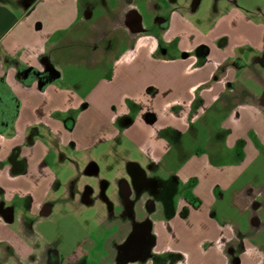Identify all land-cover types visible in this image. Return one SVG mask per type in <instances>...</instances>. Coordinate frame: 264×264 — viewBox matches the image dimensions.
<instances>
[{
    "label": "crops",
    "instance_id": "0c3cea01",
    "mask_svg": "<svg viewBox=\"0 0 264 264\" xmlns=\"http://www.w3.org/2000/svg\"><path fill=\"white\" fill-rule=\"evenodd\" d=\"M204 1L201 17V0L190 8L177 0H0V92L16 105L0 132V162L33 129L52 130L57 112L91 111L105 123L101 139L125 140L146 167L134 165L149 184L135 198L123 187L127 218L119 221L126 234L150 224L148 255L121 264H264V183L241 182L264 155V105L249 72L264 49V0ZM167 167L174 191L163 202L151 182ZM22 177L0 167V190L31 196L15 186ZM10 226L0 216V255L3 245L18 254L25 238ZM108 250L107 264H116L120 249ZM87 252L75 248L59 264Z\"/></svg>",
    "mask_w": 264,
    "mask_h": 264
},
{
    "label": "rangeland",
    "instance_id": "374dc122",
    "mask_svg": "<svg viewBox=\"0 0 264 264\" xmlns=\"http://www.w3.org/2000/svg\"><path fill=\"white\" fill-rule=\"evenodd\" d=\"M177 1L190 8L196 0ZM166 3L172 5L171 0H164V4ZM205 4L206 1L201 0L196 11L201 17L207 14ZM97 8L95 16L101 12L98 4ZM253 15L262 20V15ZM145 19L148 21L149 16L146 15ZM148 27V32L158 39L161 31L153 24ZM199 52L200 49L196 51ZM249 72L254 75L253 82L257 83V86L252 83V89L259 95L261 89H264V49L250 62ZM81 77L90 81L96 75L93 72H83ZM246 78L248 77H243L244 80ZM51 101L52 105L59 104L55 98H51ZM93 118L92 112L86 109L74 108L57 112L49 122L52 130L33 129L28 134V139L26 135L22 144L17 142L19 144L0 162V167L12 171L14 177L23 176L15 186L24 193L30 191L32 196H18L17 192L8 194L5 190H0V216L11 224L12 230H17L20 234L24 232L25 235L24 239L21 237L18 254L9 252L8 245L2 246V264H11L15 260L17 264H59L62 259L74 255L72 253L75 248L81 252L90 251L82 255L75 253L73 262L76 264H107L108 256L112 255L108 249L118 248L114 247L116 234H124L118 230L121 225L119 220L127 218L121 214L122 207H127L126 197L121 193V184L134 189L137 176V167L134 165H142L143 169L146 167L142 156L125 140H102L100 130L105 123ZM211 121L212 124L217 122L218 117ZM6 145L5 147L10 146ZM177 165L178 163L172 168H178ZM36 167L40 171L39 177L31 173ZM167 169L168 167L158 171L151 182L154 187L160 185L157 194L163 202L174 191L169 183L172 179L166 174ZM88 171L94 173L88 174ZM243 178L242 183L247 181L253 187L257 182L264 183V155L260 154L257 163ZM142 184L144 183L137 188V193L147 191L142 190ZM87 189L91 190L88 195ZM180 191L177 197L184 196L182 194L185 189ZM31 200H35V203L32 204ZM31 207L33 210L30 212ZM45 207L48 213L42 214ZM225 207L224 205L222 208ZM112 209L114 217L109 215ZM159 217L158 212H154L150 218L155 221ZM146 252L145 250L142 254L141 260L148 255ZM113 254L116 255V264H121L119 250Z\"/></svg>",
    "mask_w": 264,
    "mask_h": 264
},
{
    "label": "flooded vegetation",
    "instance_id": "af4514ba",
    "mask_svg": "<svg viewBox=\"0 0 264 264\" xmlns=\"http://www.w3.org/2000/svg\"><path fill=\"white\" fill-rule=\"evenodd\" d=\"M6 94H2L0 92V132L4 131V129L6 127L10 126V122L13 121V117L15 115V111H16V105L13 104L12 101L7 100L6 98ZM260 103H262V105H264V89L261 91L260 93ZM94 171H88V174H93ZM141 176H135V184H134V190L132 191V193H130L129 196H131L132 198H135L140 192L137 193V188L141 185ZM144 184H149L148 182H144ZM127 184H121V193L123 194L124 197H126L124 195V190L123 187H126ZM91 192V190L87 189L86 191V195H88ZM129 192V189L127 190V193ZM48 213V209L45 207L44 210L42 211V214H47ZM144 224H147L146 221L145 222H141L140 224H138V226H136L135 228H132V230L126 234V232L124 231V228L120 225V228L118 229L120 232H123L124 236L122 238V240L119 243L118 249L121 250V248L125 245H128L127 247L129 248V245H135L140 244L143 245L145 243H147L149 241V237L146 236V231H145V227ZM143 225V226H142ZM132 233V234H131ZM124 247L123 251L127 252L128 248ZM120 252V251H119ZM119 257L121 258V252L119 254Z\"/></svg>",
    "mask_w": 264,
    "mask_h": 264
},
{
    "label": "water",
    "instance_id": "95a60500",
    "mask_svg": "<svg viewBox=\"0 0 264 264\" xmlns=\"http://www.w3.org/2000/svg\"><path fill=\"white\" fill-rule=\"evenodd\" d=\"M144 227L145 228L147 227V229H146V235H147L150 231V224H144ZM149 243H150V241L148 243L143 244V245L136 243L135 245H129V248L127 247L128 245L123 246L120 250L122 262H135V261H137L140 258V256H142V254L145 252L146 248H148ZM124 247L128 248L127 252L123 251Z\"/></svg>",
    "mask_w": 264,
    "mask_h": 264
}]
</instances>
